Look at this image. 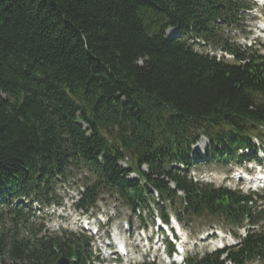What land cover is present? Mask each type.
Segmentation results:
<instances>
[{
    "label": "trees",
    "instance_id": "16d2710c",
    "mask_svg": "<svg viewBox=\"0 0 264 264\" xmlns=\"http://www.w3.org/2000/svg\"><path fill=\"white\" fill-rule=\"evenodd\" d=\"M247 7L243 0H0V264H56L61 256L86 264L85 239L43 235L30 223L31 205H15L21 197L53 202L58 178L83 169L94 179L81 207L107 190L135 208L155 190L178 216L250 226L237 248L187 264L264 260V210L255 195L186 174L202 136L209 162L237 159L253 136L264 139V54L224 32L240 26ZM169 29L179 36L168 38ZM189 37L234 61L194 51Z\"/></svg>",
    "mask_w": 264,
    "mask_h": 264
},
{
    "label": "rangeland",
    "instance_id": "374dc122",
    "mask_svg": "<svg viewBox=\"0 0 264 264\" xmlns=\"http://www.w3.org/2000/svg\"><path fill=\"white\" fill-rule=\"evenodd\" d=\"M252 13L245 15L244 20H242V22L240 24L241 26L236 27V28L235 27L229 28V30H226L227 32L228 31L231 32V36L235 42L242 43L244 41V39H242L241 37L250 31L252 24H255L257 22V25H258V20L260 18H262V16H263V13L259 9H258V11H256V10L252 11ZM255 26H256V24H255ZM253 29L256 31L255 34L262 32L258 28H253ZM247 43H254V41L247 39ZM255 50H257V49H255ZM258 50H260L259 51L260 53H264L263 49H258ZM207 145H208L207 139H205V138L200 139V141L198 142V144L196 146V149L198 150L197 152H199L200 154H203V151ZM235 166H236V163L230 161L228 164L227 163L226 164L225 163H217L213 166H204L201 170L203 172H205V174H207V176H206L207 181L213 182L215 185H225L227 179H224V177L228 176L229 174L234 172ZM211 174H213V176H211ZM235 176L237 177V175H235ZM228 184H229L228 186H230L232 188L237 187L236 181H230ZM248 187H249V184L247 183L245 186H242L241 188L244 192H247L249 190ZM260 194H262V193H260ZM103 196L105 198L104 203H107L112 208H114L117 212H119L121 214L122 218L131 216L130 210L127 209L126 207L118 204L114 197L111 198V196H109L107 194L103 195ZM169 212L172 213L174 211L171 208H169ZM48 213H50L49 218L51 220L49 222V226L51 229L56 230L57 224H60V220L55 216L57 214L53 213L52 210H49ZM53 214H55V215H53ZM182 218L183 219L185 218V220L188 219L187 216H185V215H182ZM186 223H183V224H186L184 229H185V232L189 238L188 241H189V245H190V249H191L190 253H188L189 256L195 254V252H196V250L194 248L195 243L200 240L202 234L205 235V234L209 233L210 229H216V228L221 226V228L224 232H228L229 230L233 231V232H236V231L238 232V230H236L234 227H232L228 223H224V222L219 221V220H214L210 216L191 218V219H188L186 221ZM241 231H243V230H240L239 233ZM234 241H236V239H234ZM216 242L219 243L218 241H216ZM199 245H200L201 249L199 248L198 251L202 254L207 249L206 243L202 242ZM210 249H212V248H210ZM228 264H230V263H228ZM255 264H264V262H259V263H255Z\"/></svg>",
    "mask_w": 264,
    "mask_h": 264
},
{
    "label": "water",
    "instance_id": "95a60500",
    "mask_svg": "<svg viewBox=\"0 0 264 264\" xmlns=\"http://www.w3.org/2000/svg\"><path fill=\"white\" fill-rule=\"evenodd\" d=\"M57 264H70L66 258H59Z\"/></svg>",
    "mask_w": 264,
    "mask_h": 264
}]
</instances>
